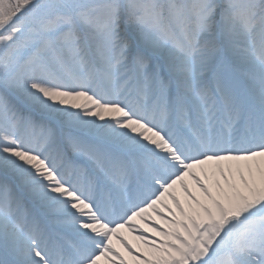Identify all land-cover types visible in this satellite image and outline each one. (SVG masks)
I'll return each mask as SVG.
<instances>
[{"label": "snow or ice", "instance_id": "obj_1", "mask_svg": "<svg viewBox=\"0 0 264 264\" xmlns=\"http://www.w3.org/2000/svg\"><path fill=\"white\" fill-rule=\"evenodd\" d=\"M0 264H264V0H0Z\"/></svg>", "mask_w": 264, "mask_h": 264}, {"label": "bare ground", "instance_id": "obj_2", "mask_svg": "<svg viewBox=\"0 0 264 264\" xmlns=\"http://www.w3.org/2000/svg\"><path fill=\"white\" fill-rule=\"evenodd\" d=\"M149 235H152V233H149ZM129 239L132 240L133 243H136V241L133 240V237L131 235H129Z\"/></svg>", "mask_w": 264, "mask_h": 264}]
</instances>
